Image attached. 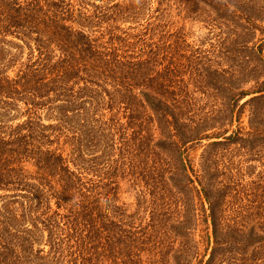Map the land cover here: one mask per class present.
<instances>
[{
	"label": "trees",
	"instance_id": "obj_1",
	"mask_svg": "<svg viewBox=\"0 0 264 264\" xmlns=\"http://www.w3.org/2000/svg\"><path fill=\"white\" fill-rule=\"evenodd\" d=\"M97 1L0 0V112L22 102L26 118L0 123V264H264V9L242 0ZM208 9L227 33L218 51L247 58L252 70L233 69L227 87L197 84L228 111L218 127L198 121V130L164 65L169 33L157 26L175 11L206 21ZM210 71L198 76L213 80ZM251 94V130L225 137ZM51 95L54 126L40 116ZM213 138L224 140L206 148L248 143L246 154L262 159L259 180L220 167L211 151L189 167L187 145ZM102 144L96 167L110 163L93 178L87 146L98 153ZM127 176L148 199L144 216L127 208L129 223L116 204Z\"/></svg>",
	"mask_w": 264,
	"mask_h": 264
},
{
	"label": "rangeland",
	"instance_id": "obj_2",
	"mask_svg": "<svg viewBox=\"0 0 264 264\" xmlns=\"http://www.w3.org/2000/svg\"><path fill=\"white\" fill-rule=\"evenodd\" d=\"M100 1L101 3L104 2L103 0H98L97 2ZM242 2H245L243 3L244 6H248L250 8L254 7L255 9H264V0H242ZM175 12L176 13H173L169 18L167 16L166 19H164V21L157 26L158 34L163 30L169 33V35L166 36L164 43L168 45L171 40L173 45L170 51L171 55H169L170 53L167 55L164 65L168 67L167 71H169V75L172 77L174 85L179 86L181 90L184 91V93L181 94L182 98L180 99H184L185 104H188V111H190V114L192 113V119L194 120L191 126L199 130L200 125L198 124V121H200L202 124L206 123L208 127H218L220 125L219 123L225 121V115L228 113L227 109L223 105V100L216 97L213 98V94L199 92L197 84H201V81L207 80L212 83V87H215V85L217 87H227L233 79V69L242 70L243 75L246 76L250 73L252 67L249 65L247 62L248 59L245 57H236L235 55L231 57L227 52L224 54V52L218 51L220 39L225 38L227 33L224 34V31H222L217 25H213L215 22H211L210 19H216L217 17L215 11L208 9L207 12L209 13L204 15V18L207 17L206 21H204V19L183 20V18H175L176 14H180V12ZM144 18H147V14H145ZM141 20L139 22L140 26L136 27L139 32L142 29L141 25L146 24V21ZM260 25L264 26L263 23ZM123 27L127 28V25L125 24L122 28ZM174 32H177L179 36L171 38L172 33ZM154 39L155 36H153V40ZM262 42H264V39L260 43ZM24 53H26V51H24ZM177 66L179 67L178 73L176 71ZM209 67H212L213 70L212 73L210 71V74L214 76L213 80L207 78L208 75L201 77L198 76V74H205V69H208ZM249 85L251 84L247 82L241 87V90L247 89L250 87ZM254 96H256V94L248 95L239 100L238 106L234 108L232 124L228 128L229 131L225 137L238 132L247 133L251 130L250 114L252 113L255 105L247 102ZM50 98L53 101H51V99L43 100L45 103L40 110V116L45 125L54 126V120L57 117L54 113V107L58 105V103H54V95H51ZM14 104H17L16 107L14 110L10 111L8 115V108H6L5 111L0 112V123L5 125L16 124L26 119L23 117V109L25 105L22 102ZM239 112H241L240 119L237 115ZM210 131V133H212L213 128ZM223 140L224 138H213L189 143L187 145L188 151L186 152V155L189 157L185 160V163L189 165V167L193 166L194 169H198L201 156H205L204 154H206V151H211V153H214L212 157L215 159L218 155V158L220 159V167H225V165H227V167L229 166V169H233L235 172L240 171L242 179L246 180L247 178L249 181H258L260 173L263 170L262 159H260L261 157L258 154H255L257 156H249L246 154L250 148L248 143H245V145L242 143L241 146L238 144H232L222 147L218 146L215 148H206L209 143ZM259 145H261V140L258 138V140L255 141V144H253L256 151L255 153H259ZM242 147H244V149H242ZM87 149V165L91 168L93 178H95V171L97 170H99L98 173L101 176V173L110 162L107 161V158H104V164L100 167H96L95 157H104L105 153L101 152H104L107 149L103 147V144L98 153L96 152L97 148L93 146L89 145L87 146ZM192 177L195 179L193 173ZM119 181L120 189L118 191V198L116 201V204L120 207V210L118 209V213L122 215V217H125V223H129V221H127L129 220L127 216H129L130 210H127V208H132L133 210L139 206L138 215L140 214L141 216H144L145 214L143 215L142 211L143 207L148 204V199L145 196H142V194H139L138 191L141 188H138L139 184L136 183L134 178L131 179L127 176L124 180ZM203 227L204 226H202V228Z\"/></svg>",
	"mask_w": 264,
	"mask_h": 264
}]
</instances>
